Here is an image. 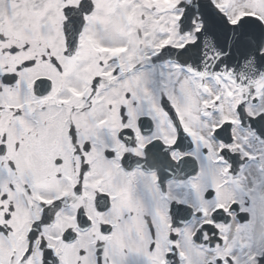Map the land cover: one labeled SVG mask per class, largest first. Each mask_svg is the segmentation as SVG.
Returning <instances> with one entry per match:
<instances>
[{
  "label": "snow or ice",
  "instance_id": "6c2138e0",
  "mask_svg": "<svg viewBox=\"0 0 264 264\" xmlns=\"http://www.w3.org/2000/svg\"><path fill=\"white\" fill-rule=\"evenodd\" d=\"M0 264H264V0H0Z\"/></svg>",
  "mask_w": 264,
  "mask_h": 264
}]
</instances>
